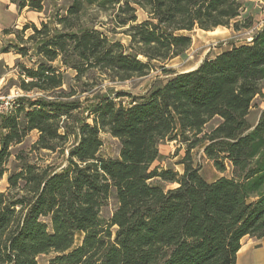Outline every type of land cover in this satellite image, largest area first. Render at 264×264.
Returning <instances> with one entry per match:
<instances>
[{
  "label": "trees",
  "instance_id": "1",
  "mask_svg": "<svg viewBox=\"0 0 264 264\" xmlns=\"http://www.w3.org/2000/svg\"><path fill=\"white\" fill-rule=\"evenodd\" d=\"M13 1L44 11L41 0ZM70 1L58 25L28 24L20 31H33L25 43L44 61L35 68L17 65L24 95L0 115V182L10 149L33 131L39 138L32 152H57L70 134L76 143L61 171L17 156L20 165L0 191V264H236L245 237H264V111L257 124L249 121L264 97V29L193 71L163 69L169 80L127 106L97 96L93 123L76 119L70 129L62 119H70L79 102L64 99L63 74L53 63L59 60L77 77L100 70L113 81L145 78L153 63L188 52L196 29L240 31L243 0ZM140 10L147 16L141 22ZM101 16L126 28L129 46L97 29ZM242 26L253 27L250 21ZM15 51L26 57L29 50ZM34 91L43 95L31 98ZM103 132L120 142L118 159L100 154ZM178 139L189 143L188 152L204 144L215 168L223 173L230 166L231 177L208 182L190 154L183 174L154 166L161 145ZM167 184L177 186L167 190ZM112 199L116 207L106 218Z\"/></svg>",
  "mask_w": 264,
  "mask_h": 264
},
{
  "label": "rangeland",
  "instance_id": "2",
  "mask_svg": "<svg viewBox=\"0 0 264 264\" xmlns=\"http://www.w3.org/2000/svg\"><path fill=\"white\" fill-rule=\"evenodd\" d=\"M242 2L243 10L241 12V17L237 19L239 25L242 27L240 31H236L234 28H220L215 33H207L206 31L204 32L200 29H196L190 34L192 36V46L188 52L166 64L153 63L154 69L145 78H134L124 82L113 81L100 70H90L83 76L77 77V73L74 70L63 67L59 60L53 63V66L58 69L60 68L63 74L64 85L61 92L63 96H69L64 99L70 102H79L80 106L72 111L70 119H66L65 117L62 119V125L64 128L68 125V127L72 129L76 119H87L88 123L92 124V116L90 117L92 111L91 108H93V106L99 101L97 99V96L99 95H107L113 99L117 105L127 106L132 102V97L146 95L148 91L152 90L161 82L169 80L168 78L171 76L166 75L163 69L172 70L175 73L188 71L198 65L200 66L207 58L214 57L221 51H226L233 46H240L250 42L256 30H254L253 27L245 29L242 25L243 23L250 21L254 26L255 16H259V21L262 20L264 23V0H243ZM70 4V0H47L42 21H40L37 26L41 28L43 23H48L53 28L54 25H58V18L66 14V10ZM94 11V7L93 9H88V14L91 15L87 20L94 18ZM102 16L101 18L96 19L97 23L103 22V26L98 25L97 29L106 32L111 39L121 42L125 46H129L130 39L123 33L126 28H116L111 20ZM138 16L139 22L147 18L146 14L141 10L139 11ZM262 21H260V23H262ZM22 29L19 31L14 30L13 35L7 39L6 45L10 46L9 43L12 42L13 45L11 46L13 51L17 48H27L29 50L28 54L26 57H22L20 62L29 68H35L36 65L42 63L44 60L37 54L36 46L33 45V43H25L28 36L33 34V31L29 30L22 35L20 33ZM140 59L145 61L141 56ZM20 72L21 67L17 66L13 73H10L4 81L0 82V115L4 114L3 111L7 108V103L11 102L13 98L17 99L24 95L18 88ZM58 92H55L53 95H58ZM118 93H122L124 96L119 97V95H117ZM42 95V93L34 91L29 96L31 98H38ZM263 103L264 98L259 97L256 100L255 106L257 109L252 112L250 120H256ZM218 122L219 119H215L206 126L204 130L205 133L214 128ZM61 132L63 133L64 129ZM38 138L39 133L33 131L22 144L14 145L10 149L11 157L9 158L7 165L4 166L7 170L3 180L0 182V191L6 190L9 175L15 172L17 166L20 165V162L17 160L18 155L29 158L33 163H38L43 168L52 164L58 171H61V169L67 166L69 149L74 143H76V139L72 134L69 135L67 144L59 148L57 152H32L33 146ZM101 139L103 147L100 154L105 158L118 159L120 156V142L105 132L101 134ZM188 145L189 143L182 139L165 141L160 147V158L154 166H159L165 170H175L180 174H183V163H185L187 155L190 154L192 165L200 170V174L208 182H213L221 177H231L232 170L230 166H228L227 170L223 173L215 168L214 163L205 155L204 144H199L194 149H191L190 152H188ZM176 186L177 185L172 184L164 185L167 190L175 188ZM115 207L116 201L112 199L109 205L104 209V216L106 218L110 217ZM246 243L258 247V242L253 240L247 239ZM53 257V254L44 256L41 258L40 262L47 263Z\"/></svg>",
  "mask_w": 264,
  "mask_h": 264
},
{
  "label": "crops",
  "instance_id": "3",
  "mask_svg": "<svg viewBox=\"0 0 264 264\" xmlns=\"http://www.w3.org/2000/svg\"><path fill=\"white\" fill-rule=\"evenodd\" d=\"M41 1H43V5H44L43 12L32 10L29 7V5H26L25 7L21 8L19 6L18 1L15 2L13 0H0V82L4 81L9 76L10 73H13L16 70L18 63H21L20 61L22 59V56L19 55L16 51H13V49H10L9 52H3V49L5 47H8L6 45L7 39L13 35V34H5L4 31L8 29L20 30L28 24L37 25L40 21H42L43 14L46 9L45 5L47 0H41ZM258 17L259 16L254 17L255 23L253 29L256 30L254 36L258 32L264 29V23L262 20H260L262 21V23H260ZM219 29L220 28H217L213 31H206V32L215 33ZM9 44L13 45L12 42H10ZM223 52L224 51H221L220 53L216 54L214 57L218 56ZM214 57H210V58H214ZM198 67L199 65L188 71H193ZM255 109H257V107L253 108L249 115V121L252 125L258 123L260 115L264 111V103L260 107V111L256 120L252 121L250 120V117ZM247 239L258 242L257 243L258 247H255V245L252 246V244L250 243H246ZM236 264H264V237L262 239H252L249 237H245L243 239V247L238 253Z\"/></svg>",
  "mask_w": 264,
  "mask_h": 264
},
{
  "label": "built area",
  "instance_id": "4",
  "mask_svg": "<svg viewBox=\"0 0 264 264\" xmlns=\"http://www.w3.org/2000/svg\"><path fill=\"white\" fill-rule=\"evenodd\" d=\"M251 40H252V38H251ZM251 40H250V41H251ZM21 92H22V91H21ZM22 93H23V92H22ZM20 97H22V96H20ZM20 97H19V98H20ZM13 99H14V98H13ZM13 99L11 100V102L7 103V105H6L7 108L5 109V111H3V113H4L3 115H7V114H9V113L13 110V108H14V106H15L16 101H17L18 98H17V99H14V100H13Z\"/></svg>",
  "mask_w": 264,
  "mask_h": 264
}]
</instances>
